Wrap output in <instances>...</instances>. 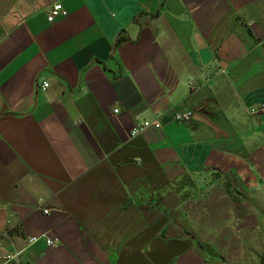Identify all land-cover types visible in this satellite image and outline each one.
Returning a JSON list of instances; mask_svg holds the SVG:
<instances>
[{"label": "crops", "instance_id": "crops-1", "mask_svg": "<svg viewBox=\"0 0 264 264\" xmlns=\"http://www.w3.org/2000/svg\"><path fill=\"white\" fill-rule=\"evenodd\" d=\"M263 104L264 0H0V264L240 258Z\"/></svg>", "mask_w": 264, "mask_h": 264}, {"label": "rangeland", "instance_id": "rangeland-1", "mask_svg": "<svg viewBox=\"0 0 264 264\" xmlns=\"http://www.w3.org/2000/svg\"><path fill=\"white\" fill-rule=\"evenodd\" d=\"M257 221L259 222L255 230H242L240 232L242 239L246 237L245 242H240V258H222L217 251L218 249L210 246L206 248L211 257L207 264H264V211H262L261 216H257Z\"/></svg>", "mask_w": 264, "mask_h": 264}, {"label": "built area", "instance_id": "built-area-1", "mask_svg": "<svg viewBox=\"0 0 264 264\" xmlns=\"http://www.w3.org/2000/svg\"><path fill=\"white\" fill-rule=\"evenodd\" d=\"M66 15H68V10L64 7V5L61 2H55L50 7L47 18H48V21L53 22L56 17H58V16H66ZM48 85H49V83L45 82L43 84V88H46ZM262 109L264 110V104L262 106ZM192 115H193V113L190 110L183 111V112H177L174 115V119L177 122H180V123L181 122H186V121L191 120ZM150 126H154L156 128H160L161 127V123L159 121H155V122L144 121L141 124L135 125L133 127L131 133H132L133 136L138 135V134L144 132ZM44 212L45 213H49V210L45 209ZM38 239H39V237L34 236V237L29 238L28 241H29L30 244H32V243H35ZM47 244L49 246H52L54 244V241L52 239H47ZM15 256H16L15 254H9V253L4 254L3 255V260H4L3 264H7V261L9 259H11V258H14Z\"/></svg>", "mask_w": 264, "mask_h": 264}]
</instances>
